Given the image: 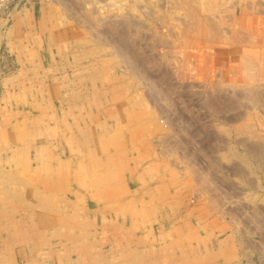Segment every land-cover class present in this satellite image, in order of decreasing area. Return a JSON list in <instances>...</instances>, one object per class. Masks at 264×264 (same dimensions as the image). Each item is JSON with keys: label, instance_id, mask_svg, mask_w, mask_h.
<instances>
[{"label": "rangeland", "instance_id": "rangeland-1", "mask_svg": "<svg viewBox=\"0 0 264 264\" xmlns=\"http://www.w3.org/2000/svg\"><path fill=\"white\" fill-rule=\"evenodd\" d=\"M26 5L0 17V264H264V0Z\"/></svg>", "mask_w": 264, "mask_h": 264}, {"label": "crops", "instance_id": "crops-1", "mask_svg": "<svg viewBox=\"0 0 264 264\" xmlns=\"http://www.w3.org/2000/svg\"><path fill=\"white\" fill-rule=\"evenodd\" d=\"M28 2H29V0H26V2L23 3V4L20 5V6H19V3L14 4V5L11 6L12 9H15V8L21 7V8H19L18 10H16L17 12L14 14L15 17L18 16V19H19V17H21V19H20L19 21L17 20V23L20 24V25H23V24H26V25H27V23H28V20L24 18V14H27V15L30 14V9L28 10V9H27L28 6L26 5ZM30 6H31V5H30ZM30 6H29V7H30ZM23 10H26V11L23 12ZM18 11H19V12H18ZM20 12H21V16L18 15V14H20ZM22 12H23L24 14H23ZM30 24H31V23H29L28 25H30ZM4 38H6V35H4Z\"/></svg>", "mask_w": 264, "mask_h": 264}, {"label": "built area", "instance_id": "built-area-1", "mask_svg": "<svg viewBox=\"0 0 264 264\" xmlns=\"http://www.w3.org/2000/svg\"><path fill=\"white\" fill-rule=\"evenodd\" d=\"M22 1L24 0H0V17L4 16L12 5Z\"/></svg>", "mask_w": 264, "mask_h": 264}, {"label": "bare ground", "instance_id": "bare-ground-1", "mask_svg": "<svg viewBox=\"0 0 264 264\" xmlns=\"http://www.w3.org/2000/svg\"><path fill=\"white\" fill-rule=\"evenodd\" d=\"M45 103V102H44ZM139 131V130H138ZM97 160V159H96ZM3 171V170H2ZM106 172V171H105ZM116 172V171H115ZM109 173H110V171H109ZM67 178V177H66ZM107 178H109V177H107ZM113 179V178H112ZM109 189V188H108ZM121 192V191H120ZM114 194V193H113ZM118 195V194H117ZM119 196V195H118ZM117 196V197H118ZM66 197V196H65ZM82 201V200H81ZM84 208V207H83ZM64 217V216H63ZM10 223V222H9ZM11 224V223H10ZM86 227V226H85ZM34 232V231H33ZM134 233V232H133ZM80 234V233H79ZM32 237V236H31ZM6 244V243H5ZM7 248V247H6ZM155 250V249H154ZM99 259V258H98Z\"/></svg>", "mask_w": 264, "mask_h": 264}]
</instances>
